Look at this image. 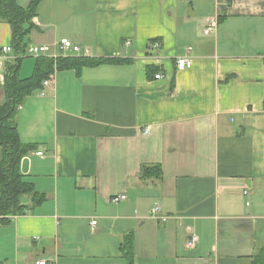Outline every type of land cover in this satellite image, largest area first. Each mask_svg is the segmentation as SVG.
<instances>
[{
    "label": "crops",
    "instance_id": "crops-1",
    "mask_svg": "<svg viewBox=\"0 0 264 264\" xmlns=\"http://www.w3.org/2000/svg\"><path fill=\"white\" fill-rule=\"evenodd\" d=\"M32 23L28 46L46 50L25 54L19 77L38 57L53 71L15 118L35 145L19 170L45 199L0 223V264H251L264 245V0H40ZM10 45L0 20L2 75ZM80 56L127 61L56 66ZM142 164L161 176L139 178Z\"/></svg>",
    "mask_w": 264,
    "mask_h": 264
},
{
    "label": "trees",
    "instance_id": "trees-1",
    "mask_svg": "<svg viewBox=\"0 0 264 264\" xmlns=\"http://www.w3.org/2000/svg\"><path fill=\"white\" fill-rule=\"evenodd\" d=\"M40 0H31L27 7H21L16 0H0V20L6 21L11 29V49L14 58L5 61L4 91L5 101L0 105V223L9 220L11 216L24 214L45 199L32 182L26 181L19 170V162L24 154L35 147L34 144L23 143L19 137L16 125L18 105L27 95L41 87L42 81L53 71L54 60L38 57L32 74L20 78L18 69L21 58L25 56L28 47L27 35L33 27L32 18ZM127 60L109 58L59 57L56 59L58 68H74L96 66L101 63H121ZM155 67L148 66V75ZM172 82V80H171ZM161 176L159 165L142 164L138 177L141 179ZM28 198V202L24 201ZM123 255L129 259L133 255L131 235H126L121 245ZM251 264H264V245L259 246L251 255Z\"/></svg>",
    "mask_w": 264,
    "mask_h": 264
},
{
    "label": "built area",
    "instance_id": "built-area-1",
    "mask_svg": "<svg viewBox=\"0 0 264 264\" xmlns=\"http://www.w3.org/2000/svg\"><path fill=\"white\" fill-rule=\"evenodd\" d=\"M216 24H217V18L215 16L208 18L207 22H206V24L204 26V29H203L204 34H209L211 32V30L216 26ZM152 46L154 48H157L158 43L154 42ZM59 48H60L62 53H66L67 51L78 52V50H79V47L77 45H74L67 38H61L59 40ZM10 49H11L10 46H4V47H2L1 51L3 53H6V52L10 51ZM45 50H46V47H38V46H35V45H30V46L27 47L26 54H28V55H38V54H40L41 52H43ZM175 64H176L177 69L181 70V69L189 68L191 66V64H192V61L188 57L180 56V57L176 58ZM161 77H162V74L160 72H157L154 75L155 79H159ZM3 79H4V77L0 73V81H3ZM49 81H50V79L45 80L43 82V84L46 85V84L49 83ZM38 154L42 155V152H38ZM125 198H126V196L124 194H119V195H115V196L111 197V201L118 202V201L123 200ZM159 210H160L159 206H155L152 209L153 215L155 213L159 212ZM163 219H165V218L163 217ZM95 223H96V220L93 219L91 221V224L94 225ZM197 241H198L197 235L192 233V234H190L187 237L186 245L189 248H193L197 244ZM37 264H45V262L44 261H37Z\"/></svg>",
    "mask_w": 264,
    "mask_h": 264
}]
</instances>
